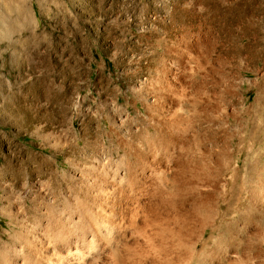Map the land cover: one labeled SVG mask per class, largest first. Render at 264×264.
Returning <instances> with one entry per match:
<instances>
[{
  "label": "rangeland",
  "instance_id": "374dc122",
  "mask_svg": "<svg viewBox=\"0 0 264 264\" xmlns=\"http://www.w3.org/2000/svg\"><path fill=\"white\" fill-rule=\"evenodd\" d=\"M202 55L217 70L209 82L207 68L195 70ZM156 77L166 80L162 91ZM156 89L172 104L150 107ZM176 119L193 136L200 130L199 143L180 152L187 170L200 172L193 190L211 193L221 203L215 211L225 198L239 208L220 223L238 211L264 217V0H0V224L9 221V201L25 204L9 209L17 222L34 201L93 206L90 172L131 163L134 150L151 149L142 138L156 121ZM149 175L151 186L167 187ZM250 224L247 235L240 221L223 235L214 264H243L223 247L253 238ZM214 234L203 236L210 249ZM131 242L116 238L128 264H165ZM92 253L91 264H107Z\"/></svg>",
  "mask_w": 264,
  "mask_h": 264
},
{
  "label": "bare ground",
  "instance_id": "6f19581e",
  "mask_svg": "<svg viewBox=\"0 0 264 264\" xmlns=\"http://www.w3.org/2000/svg\"><path fill=\"white\" fill-rule=\"evenodd\" d=\"M188 48L194 49L191 45H188ZM200 59L205 63V67L199 65ZM177 60L182 66L180 58ZM215 60L217 61V58ZM174 62L176 64L177 61ZM211 62L209 57L202 55L197 59L195 67V70L202 72L207 68L205 75L208 76V82L212 81V75L217 71L211 66ZM155 81L162 91L164 88L160 85L165 84L166 80L156 77ZM167 84L169 85L168 81ZM189 86L198 91L199 80L191 79ZM154 92V101L150 107L155 104L158 107H163L160 104L164 103L166 106L172 104L168 93L157 94L159 89ZM193 102L196 104L195 100ZM178 121L180 120H171L165 124L164 121H156L159 124L154 123L151 126L154 132L145 139L142 138L153 150H134V161L131 163L127 161L119 167H103L100 171H96L98 168L91 171L89 184L95 186L97 201L93 206L85 203L76 205L66 201H34L30 205L31 209L25 213L28 214L27 220H24L26 222H17L15 219L20 214L17 210L15 214L11 213L9 209L25 207V204L20 203L22 206H17V202L12 204L9 201L7 212L3 213L9 221L6 225L0 224V264H91L89 257L93 251L102 253L107 259V264H128V252L121 253L116 247L118 236L130 237L134 248H138L144 256L154 249L157 260L160 258V262L165 264L176 261L178 264H214L216 254L218 260L221 257L217 253L218 241L224 234H229L238 221L242 222L245 234L250 223L256 231L252 233L253 238L246 236L237 243V247H234L233 240L228 238L223 247L225 253L228 255L231 249H236V258L243 264H264L261 258L264 252L261 244L264 237V217L258 213L256 216L253 213L249 216L247 211H238L239 214L234 215L225 227L220 223L229 212H237L239 208L236 209L235 205L230 208L231 201L225 198L227 196H223L225 208L215 211L221 203L213 201L211 193L202 195L193 190L200 172L196 169L197 166L193 168V172L189 168L187 170L188 158L186 155L187 159L183 157V152H180L185 150L182 145L189 149L192 141L194 144L199 143L200 130L193 136L192 126L186 121ZM209 134L214 136L212 132ZM172 162L177 164L178 171H171L169 164ZM183 162L187 163L186 167ZM163 164L167 173L172 172L169 178H165L166 174L160 168ZM145 166L149 169L147 174L144 173ZM185 170L188 174L190 170L192 172L188 178L185 176ZM155 173L161 178L164 177L163 183L167 187H153L152 180L147 182V175L152 174L153 177H149L154 178ZM211 186L216 187L215 184ZM139 212L142 213V218L138 217ZM207 231L214 232L217 238L214 249L206 247L207 243L203 242Z\"/></svg>",
  "mask_w": 264,
  "mask_h": 264
}]
</instances>
